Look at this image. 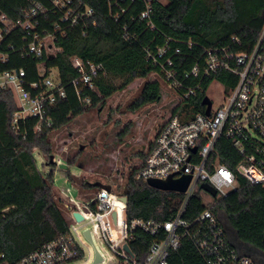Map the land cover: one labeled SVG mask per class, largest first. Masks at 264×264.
<instances>
[{
	"label": "trees",
	"instance_id": "1",
	"mask_svg": "<svg viewBox=\"0 0 264 264\" xmlns=\"http://www.w3.org/2000/svg\"><path fill=\"white\" fill-rule=\"evenodd\" d=\"M48 0H0V13L8 22L17 24L25 19L35 4ZM95 9L96 25L83 24L67 28L64 36L56 40V53L42 59L26 54V32L19 27L7 33L0 52L7 53V62H0V72L25 68L28 77L38 79V64L45 62L48 70L56 68L58 78L67 91V97L54 107L56 127L67 124L92 106H97L119 91L125 90L136 79H147L139 96L129 106L137 111L162 97L163 83L148 79L153 73L166 81L161 65L173 57L178 75L185 88H198L196 94L180 99L172 113L195 114L205 112L203 104L207 90L214 80L226 90L238 83V76L219 70L210 78L182 73L190 70L206 49L228 48L231 52H250L264 24V0H168L154 1L147 24L140 14L144 3H125L122 12L116 6L111 10L108 0H83ZM113 13V15L111 14ZM118 14V17H115ZM52 29V24L47 26ZM168 48L159 57V48ZM176 49H180L176 53ZM150 50L158 57V64L149 58ZM102 64L103 72L94 79L95 88H82L81 98L72 80L79 75L73 58ZM198 85V86H197ZM90 101H87V99ZM17 108L11 90L0 92V264H18L23 258L45 244L65 235L68 227L52 197L54 170L47 176L39 170L33 152L38 149L46 163L54 166L53 147L48 140L50 130L37 131V120L31 118L23 131L12 127V116ZM162 123L159 130L164 126ZM128 127L119 135L128 133ZM157 132V133H158ZM216 157L237 173L238 187L219 204L228 226L241 242L264 253V183L252 184L237 172L241 155L227 139L217 145ZM72 160L71 162H73ZM129 188L127 215L130 219L170 220L179 209L184 194L153 188L145 180L132 174ZM91 190L88 188L81 191ZM205 208L202 191L192 197L185 217L193 220ZM153 237L136 230L132 249L139 260H144ZM2 255H4L2 257ZM170 264H207L194 242L186 238L181 247L169 258Z\"/></svg>",
	"mask_w": 264,
	"mask_h": 264
},
{
	"label": "built area",
	"instance_id": "2",
	"mask_svg": "<svg viewBox=\"0 0 264 264\" xmlns=\"http://www.w3.org/2000/svg\"><path fill=\"white\" fill-rule=\"evenodd\" d=\"M48 1L49 4L35 3L25 19L17 24L8 22L5 15L0 13V21L7 33L16 27L24 29L27 41L24 51L39 59L56 53V40L66 34L67 28L97 24L95 9L83 0ZM138 1L145 6L141 18L147 19V24L152 27V3L168 0H108L111 10L116 6L122 12L127 10L125 3L135 6ZM49 24H52V29L47 27ZM5 38L6 32L0 25V48ZM167 50L165 47L159 48V57ZM179 52L180 49H176V53ZM147 54L158 64V57L154 53L148 50ZM8 58L7 53L0 52V62H7ZM175 63L173 57H168L166 63L161 65V71L169 86L179 92L183 89V81ZM73 64L79 75L72 80V85L81 98L82 88H95L94 79L100 76L104 68L102 64L77 57L73 58ZM54 69L48 70L46 63L40 62L36 80L28 77L25 68L0 72V92L11 90L17 103L12 116V127L16 132L26 136L23 126L31 118L37 120V131L52 132L60 128L56 127L53 111L57 102L67 97V91L58 73L52 75ZM219 70L238 76L237 85L230 90L227 91L222 85L225 103L214 108L212 102L209 115L206 114V105L205 112L193 115L172 113L154 137L144 160L130 173L146 182L150 178L166 180L169 177L179 179L191 176L190 184L183 192L184 199L170 220L130 219L127 215L128 201H123L125 183H118L117 186L109 174L75 160L71 162V159L59 153H54L52 166L36 149L33 154L43 175L47 176L54 170V188L61 193L56 203L68 232L18 264H170V256L186 238L194 242L207 264H264V256L255 257L247 253V247L238 241L236 233L229 230L219 209L223 198L237 189L238 181L237 173L216 157L218 143L223 139L230 140L242 157L237 172L252 184L264 183V24L250 52L234 53L228 48L206 49L192 68L184 70L182 75L185 78L194 76L205 79ZM197 90L185 88L179 99L185 100L196 94ZM203 183L215 188L216 195L202 189ZM85 188H91V196L79 197L78 192ZM199 189L205 208L193 220H188L185 214ZM66 198L70 202L64 208ZM77 214L82 218L78 219ZM136 230L153 237L148 254L142 261L132 249ZM87 231L91 240L86 235Z\"/></svg>",
	"mask_w": 264,
	"mask_h": 264
},
{
	"label": "rangeland",
	"instance_id": "3",
	"mask_svg": "<svg viewBox=\"0 0 264 264\" xmlns=\"http://www.w3.org/2000/svg\"><path fill=\"white\" fill-rule=\"evenodd\" d=\"M52 75H57L56 69ZM148 79H159L163 83L159 101L132 111L129 106L139 96L147 80L136 79L125 90L90 107L84 113L74 116L67 124L50 132L49 140L54 153L109 174L115 179L117 186L118 183H125L133 168L144 160L158 129L168 120L173 107L180 100V94L158 74L153 73ZM207 96L212 100L214 108L225 103L223 86L217 80L209 86ZM126 127L128 133L119 135ZM81 146L84 148L81 149ZM80 192L84 196L86 192H90L91 196L92 190ZM74 193L76 194L75 191ZM68 203L65 199L63 207ZM228 228L235 233L229 226Z\"/></svg>",
	"mask_w": 264,
	"mask_h": 264
},
{
	"label": "water",
	"instance_id": "4",
	"mask_svg": "<svg viewBox=\"0 0 264 264\" xmlns=\"http://www.w3.org/2000/svg\"><path fill=\"white\" fill-rule=\"evenodd\" d=\"M203 104L206 105V114L209 115L211 112L212 100L208 96H206L203 100ZM82 149H83V146H82ZM52 161H53V158H52ZM129 177L130 176H128V178H126L125 183L128 182ZM190 181H191V176L188 175V176L181 177L179 179H174L173 177H169L166 180L150 178V179H148L147 184L149 186L156 188V189H159V190L175 191V192L183 193L187 190V188L190 184ZM107 188H109V187L107 186ZM201 188L208 191L212 195H216V193H217L215 188H213L208 183L201 184ZM128 195H129V188L126 186L125 191H124V195H123V201H125V202L128 201ZM60 196H61V193L59 192V190L57 188H54L52 191V197H53L54 201L57 202L58 199L60 198ZM77 217H78V219L82 218L79 214H77ZM86 235L91 240V235H90L89 231L86 232ZM238 241L242 245L248 246L247 244H244L243 242H241L239 238H238ZM125 248L128 251L130 249L128 245H126ZM258 252H259L261 257L264 256V253H262L261 251H258Z\"/></svg>",
	"mask_w": 264,
	"mask_h": 264
},
{
	"label": "flooded vegetation",
	"instance_id": "5",
	"mask_svg": "<svg viewBox=\"0 0 264 264\" xmlns=\"http://www.w3.org/2000/svg\"><path fill=\"white\" fill-rule=\"evenodd\" d=\"M247 247V253L252 255V256H260L259 252L257 250H255L254 248L250 247V246H246Z\"/></svg>",
	"mask_w": 264,
	"mask_h": 264
},
{
	"label": "bare ground",
	"instance_id": "6",
	"mask_svg": "<svg viewBox=\"0 0 264 264\" xmlns=\"http://www.w3.org/2000/svg\"><path fill=\"white\" fill-rule=\"evenodd\" d=\"M85 194H86L85 196H90V192H86ZM78 196L81 197V198H86V197L84 196V194L81 193L80 191L78 192ZM66 199H67L68 202H70L68 198H66ZM66 205H67V204H66Z\"/></svg>",
	"mask_w": 264,
	"mask_h": 264
},
{
	"label": "crops",
	"instance_id": "7",
	"mask_svg": "<svg viewBox=\"0 0 264 264\" xmlns=\"http://www.w3.org/2000/svg\"><path fill=\"white\" fill-rule=\"evenodd\" d=\"M156 136V135H155Z\"/></svg>",
	"mask_w": 264,
	"mask_h": 264
}]
</instances>
